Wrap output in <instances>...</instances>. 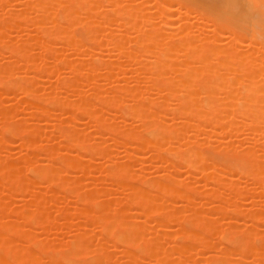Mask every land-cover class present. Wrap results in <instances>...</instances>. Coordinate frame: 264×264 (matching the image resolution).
Listing matches in <instances>:
<instances>
[{
  "label": "bare ground",
  "instance_id": "6f19581e",
  "mask_svg": "<svg viewBox=\"0 0 264 264\" xmlns=\"http://www.w3.org/2000/svg\"><path fill=\"white\" fill-rule=\"evenodd\" d=\"M5 1L8 2V0ZM219 1L216 3L203 0H27L26 3L23 0L16 3L23 4L24 7L20 5L17 6L18 9L14 6L7 8L9 10L5 11L6 18L0 19V48L8 51L6 55L0 51V58L3 56L8 58V63L6 59H3L4 62L0 61V147H13L15 146L13 142L18 139L17 141L22 142L25 147L20 157L32 165L28 168L31 176L16 175L13 171H9L3 178V183L6 185L22 183L21 187H18L19 192L31 194L32 199L39 198L38 189L33 188V185L36 187L39 179L48 185L61 186L62 184L63 192L67 189L68 193L74 195L83 188L79 175L83 173L86 175L89 168L92 169L91 158L94 154L101 155L99 158H105V156L110 157L116 150L114 145L108 143L107 146L105 143L104 139L110 137L111 142L114 141L113 144L116 142L122 149L127 150L124 154V156L127 154L125 156L127 158L112 160L109 167L104 166L107 174L105 175L109 177V182L118 184L120 189L123 187L124 191L126 188L129 189H126L129 191L128 196L123 197L124 203L127 205L130 202V207L134 205L139 208L138 211L133 207H131L132 211L130 208L124 207L126 210L121 208L125 204L118 195L113 196V201L101 199L102 201L96 202L93 191L85 190L83 195L80 194L82 191H78L80 193L75 194L76 197H74L77 202L79 199V203L80 201L82 203V206L78 207L80 216L83 219L89 216L90 220L87 219V221L91 224L88 225H93L94 231L107 234L114 242L121 245L120 250H117L123 256L124 264H138L139 259L144 257L154 259L157 264H166L163 252L167 249L177 253L188 250V254L178 261L168 260L173 262L169 264H194L197 251L211 250V248L214 250L217 248V254L210 255L208 264H242L244 258L241 256L248 252V254L253 252L250 256L254 260H248L247 264L249 261V264H264L262 260L264 259V233L262 232L264 229L259 232L261 229L257 230L251 226L253 222L256 223L261 219L264 222V213L261 212L264 199L256 200L255 198L250 202L252 198H249L248 204L253 206L246 208L242 213L237 208L238 201L248 194L251 197L256 191L258 195H264V0ZM12 4H15V0ZM0 9L3 10L2 4ZM32 9L36 12L34 11V14L30 16L29 12L33 11ZM110 23L112 25L114 23V27L109 25ZM30 24H32L30 27L34 26L38 33H32L35 31L33 27L28 26ZM25 25L30 28V31L32 30V32L29 31L31 35L24 31L23 34L27 33L29 37L25 34L18 37L19 33H22L20 28L27 29ZM16 27L18 29H15ZM106 27L108 30L104 31ZM10 28L11 31L13 29L16 31L12 35L9 32L6 33ZM54 36L57 41L60 40L59 43L57 41L50 43V38ZM57 36L60 39H57ZM85 42H90L91 47ZM53 43L60 44L56 45L58 48L55 46L53 48L57 49L58 53L52 51V54H49L51 62L39 63L38 51H41V48L43 51H49L48 47ZM105 44L108 45L107 48ZM110 44L115 53L109 51L113 53V56L115 54V59H112V54L107 50L110 49ZM103 47L106 49L105 53L102 50ZM67 50H72L75 55H78L76 57L81 59L74 60L67 57L68 54L65 55ZM60 54L61 57L65 56L60 59ZM57 55L60 65L70 66L69 73H72L69 78L61 80L62 89L65 91V88L71 89L73 93L76 84L81 83L85 76L83 84L88 81L91 84L87 83L92 86V88L89 87L92 89L91 94H87H90L89 98H83L76 90L73 97L68 98L65 94L62 96L57 93L58 90L53 92L51 85L48 87L46 85L47 89L44 86L46 89L44 90L42 86L45 84L42 83L46 81L48 83L49 79L43 81L44 78H41L40 81V76L54 72L56 64L52 61L58 59ZM80 55H85V60H82L83 56ZM16 60L17 62L22 60L20 63L21 66L23 65L22 68L18 63V66L14 65ZM134 60L138 67L133 64L131 69L127 68L129 67L127 63L132 64ZM123 64L129 72H132L133 68H138L134 75L133 72L131 73L134 78L130 74L131 77L126 76L125 73L123 76L122 72L127 71L123 68ZM102 67L106 70L101 69ZM97 69L104 71L101 72L104 76ZM113 69L116 71L112 72ZM106 71L112 76L114 74L111 72H115L114 78L105 74ZM106 75L109 76H107L108 79ZM102 78L106 80L105 90L101 89L104 84ZM122 81L129 84L126 85ZM106 82L110 86L106 85ZM94 87H99L101 91L98 88L94 90ZM13 91H20L23 95L22 107L8 100L7 104L2 102L1 97ZM27 106L30 109L23 113H26L27 118L30 119L27 121L31 124L20 119L16 120L17 118L15 121L14 112L20 107L23 109ZM57 110L69 117V123H65L67 118L57 117ZM108 115H111L110 118L115 117V120L112 119L113 117L109 120ZM118 117H124L122 121L125 117V121L131 117L127 121L130 125L118 123L116 121ZM50 119L54 122H48ZM86 119L94 123L92 124L94 132L105 131L104 133H108L109 137L105 138L107 136L99 134L97 135L99 139L94 141L91 139L88 142L87 132H83L82 125ZM133 119L138 123H134ZM38 120L44 124H51V128L54 127L53 130L55 129L64 139V144H59L58 148L64 146L66 151L70 148L72 152L68 150V154L62 153V149L54 150L55 148L49 144L39 145L36 139L43 138L44 133L41 137L39 124L42 123ZM240 134L242 137L236 140ZM225 135L228 138L224 139ZM34 150H40L48 162H39ZM137 151H147L149 155L146 154V156H150L151 158H148L153 162L148 166H152L153 170L161 166L164 168L163 173L146 177L136 172V165L138 164L139 167L144 161L142 160L144 156L141 158L142 155ZM59 153L64 156H58ZM97 155L95 157H98ZM162 161H165L164 164ZM92 162L95 163V160ZM159 162L162 165L158 164ZM63 167L72 174L65 172L64 175L63 171L62 175L61 171L65 169ZM182 168L191 172L200 170L203 183L196 186L189 181L186 182V179L183 180L179 177ZM73 172H80V174L76 173L75 176ZM244 177H250L258 186L255 187L254 184V187L248 188L246 184L244 186L238 183L239 179ZM208 182L217 185V190L210 187L212 185ZM99 183L96 191L102 192L108 182ZM248 190L252 192L251 195ZM195 193L201 198L197 194L195 196ZM18 194L12 196V200L17 198L18 201H16L19 203L21 201L20 204L24 202V205L25 201L30 202L28 201L30 197L23 198L24 201H22L21 197L18 198ZM3 195L8 196V193H1L0 200L4 199ZM202 197L206 199L209 197L207 200L211 198L212 201L214 198L218 203L204 200L205 204L215 205L210 204L209 207L203 204L204 201L199 205L198 198L202 201ZM179 198L186 203L181 202V205L176 202ZM90 204L91 209L90 206L87 207ZM24 205L19 206L23 208H19L17 216L26 221L35 220L32 212L37 206L26 203V205H33V210L32 206H25L27 207L25 209ZM203 205L208 206L209 209L206 207L208 210L213 206L211 210L215 212L212 215L214 218L205 214L207 209L202 208ZM157 208L160 210L157 211ZM128 209L130 212L127 211ZM8 210L15 212L13 207ZM182 211H185V216ZM62 212L60 214L58 212L59 221H56V226H60L58 222L64 226V223H67L65 222L67 216ZM135 212H138L141 217H151L152 213H157L158 217L153 219L156 224L151 225L150 228L147 226V220L143 223ZM216 214L221 218H227L228 223L226 220L224 223L220 222L223 220L219 219L220 217L217 218ZM238 217L249 218L248 223L251 221L252 224L242 228V225L249 224L246 221V224L243 223L240 218L241 221H238ZM83 219L75 223L78 232L73 235L67 245L61 247L52 245L45 235V238L42 235L40 242L36 243L35 235L33 237L27 229L8 225L6 229H3L4 231L0 232V264H39L37 257L27 248L34 245L45 251L42 253H45L44 258L48 264H104L106 260L111 259L110 255L108 253L103 255L101 250L91 247L86 232L91 229V226L88 228L86 219ZM50 221L45 214H40L36 218V224H40L41 230L46 233L53 227ZM172 223H177L179 226L178 229H173V233L168 227ZM193 228L201 229V231L194 232ZM209 234L216 239H214L216 242H226L228 246L223 243V246H218L216 242L209 241ZM14 236H17L18 241L21 237L22 241L18 243L13 239ZM168 238H174L171 248L162 243ZM132 245L137 247V257H132L130 252ZM258 245H262L263 249L259 250ZM90 252L98 258L79 259L83 254ZM3 253H10V259L4 260ZM238 260L242 261L238 262Z\"/></svg>",
  "mask_w": 264,
  "mask_h": 264
},
{
  "label": "rangeland",
  "instance_id": "374dc122",
  "mask_svg": "<svg viewBox=\"0 0 264 264\" xmlns=\"http://www.w3.org/2000/svg\"><path fill=\"white\" fill-rule=\"evenodd\" d=\"M11 1V2H10ZM12 1H13V3H14V0H8V2L7 1H2V0H0V4H2V6H3V10H1L2 9V7H1V12H0V19H4V18H6V14H5V11L6 10H9V9H7V8H12L11 6H14V7H16L17 9H18V7L17 6H20L21 4H17L16 2L17 1H23V0H15V4H12L11 5V3H12ZM27 1V0H26ZM25 0H24V2H26ZM203 1H207V2H210V1H214V2H216V3H219L220 1L219 0H203ZM10 2V3H9ZM29 2H31V1H29ZM23 3V2H22ZM27 3V2H26ZM151 3H153V1L151 2ZM10 4V5H9ZM10 6V7H9ZM22 7H24L23 6V4L21 5ZM13 7V8H14ZM21 7V8H22ZM20 8V7H19ZM33 11H30L29 13H31V14H29L30 16L32 15V13L35 11L34 9H32ZM36 12V11H35ZM34 14V13H33ZM28 15V16H29ZM176 16V15H175ZM33 17H35L34 15H33ZM32 18V17H31ZM29 20V19H28ZM22 24V23H21ZM26 24H28V23H26ZM23 25V24H22ZM32 24H30V25H28L29 27L31 26ZM109 25H111V26H113L114 27V23H113V25H112V23H110ZM108 25V26H109ZM27 25H25V28H27V29H21L20 28V26L18 27V28H20V30H22V33H19L20 35L18 36V37H21V36H24V34L26 35V36H28L29 37V31H30V28H32L33 27V31H35V29H34V26H32V27H28ZM106 26H107V24H106ZM23 27V26H22ZM110 27V26H109ZM17 27L15 28V29H18ZM103 28V27H102ZM14 30V29H13ZM11 31V28L8 30V31H6V33H8L9 32V34L10 35H12V33H15L16 31ZM27 30V31H26ZM105 30H108V27H106V29H104V31ZM28 32L29 34L27 35V33H24L23 34V32ZM18 32H19V30L17 31V34H18ZM30 32H32V30L30 31ZM33 34H35V33H38V32H32ZM100 33V32H99ZM102 33V32H101ZM104 33H106V32H104ZM17 34H16V36H17ZM21 34H23V35H21ZM3 35H5V34H3ZM8 34H6V36H7ZM31 35V34H30ZM15 36V35H14ZM34 36V35H33ZM11 37V36H10ZM13 37V36H12ZM60 39V37L59 36H57V39ZM4 39V38H3ZM50 40H51V42L50 43H52V42H55V41H57L56 40V37L54 36L52 39L50 38ZM58 41H60V40H58ZM57 41V42H58ZM49 43V42H48ZM49 43V44H50ZM59 43V42H58ZM85 44L88 46V44H89V47H91V43L90 42H85ZM56 45H60V44H57V43H53V44H51V45H49L50 47H48V49H50L49 51H47L46 52V50L45 51H43V49L39 46V45H37V46H39V48H41V51H38L39 52V54H38V62L40 63L41 62V64H45L46 62H51V61H49V59H50V53L52 54V51H53V53H55V52H57L58 53V50L57 49H53L54 48V46H55V48L57 47L58 48V46H56ZM106 45V44H105ZM108 45H109V43H108ZM108 45H106V47L105 48H107V46ZM33 46H36V45H33ZM33 46L31 47L32 48V50H33ZM85 47V46H84ZM83 47V48H84ZM36 48V47H35ZM52 48V49H51ZM104 48V47H103ZM102 48V50H103V52L105 53L106 51H104V50H106L105 48L103 49ZM110 49H107L108 51L109 50H111L112 52H114L115 53V50H113L112 49V47H111V44H110V47H109ZM47 49V48H46ZM4 50V51H3ZM36 51H37V48L35 49ZM34 50V51H35ZM38 50H40V49H38ZM57 50V51H56ZM0 51H2L1 53H3V55H6V53L8 52V51H5V49H3V48H0ZM74 51V50H73ZM37 52V53H38ZM69 52H71V54H69ZM110 52V51H109ZM33 53V52H32ZM59 53H60V51H59ZM8 54V53H7ZM35 54V53H34ZM62 54V53H61ZM61 54H60V59L61 58H63V56H65V55H67L68 54V56L67 57H70L71 59H76V58H78V57H76V55H75V52H72V50H67V52H65V55H63L62 57H61ZM64 54V53H63ZM110 54H112L111 56H113V53H111L110 52ZM109 54V55H110ZM1 55V54H0ZM56 55V54H55ZM59 55V54H58ZM58 55L56 56L57 58H58ZM86 55V54H85ZM85 55H80V56H83L82 57V60L85 58ZM106 55V54H105ZM7 56H9V55H7ZM6 56V57H7ZM75 56V58H73ZM78 56V55H77ZM106 56H108V54L106 55ZM111 56H108V57H111ZM114 56H115V54H114ZM114 56L112 57V59H115L114 58ZM13 57H15V56H13ZM36 57H37V55H36ZM116 57V56H115ZM2 58V57H1ZM0 58V61L1 62H4L3 61V59H6L4 56H3V58L1 59ZM69 58V59H70ZM80 58V57H79ZM78 58V59H79ZM11 59H12V57H11ZM59 58L58 59H54L52 62H53V64L55 63L56 65V69L55 70H53L54 72L52 73V74H46V73H44V74H42L41 76H40V81L42 80L41 78H44V80L43 81H45V80H48L51 84H49V82L47 83V81L46 82H43L42 84H45V85H41L43 88H44V86H45V88H46V85H47V87L48 86H50L51 85V89H54L53 90V92L54 91H56V90H58V92L57 93H60L61 95L62 94H65L66 95V97H73V93H76V92H79L82 96H83V98H85V99H87V98H89L90 96V94H91V92L90 91H92V89H90L89 87H91L92 88V86L91 85H89V84H91V83H89L88 81V83L86 82V83H84L83 84V82L82 81H85V76L83 77V79L81 80L80 78H81V76H80V80H81V83H78V85L76 84V86L74 87V92L72 93V91H70L71 89H68V88H65L66 89V91L65 90H63L62 89V84H61V80H63V79H65L66 77L67 78H69V75L70 74H72V73H69L71 70H69V67H67L68 65H64V64H61L60 65V63L58 62L59 60H60ZM81 59V58H80ZM79 59V60H80ZM87 59V58H86ZM10 60V59H9ZM14 60H15V58H14ZM85 60V59H84ZM6 61H7V63H8V58L6 59ZM135 62L134 63H132V64H130V62L129 63H127L128 65H129V67H127V68H132L133 66V64L135 65V66H137L136 65V60H134ZM128 62V61H127ZM17 63H18V65H20L21 66V64L20 63H22V60H19V62H17V60H16V63L14 64V65H16V66H18L17 65ZM126 63V62H125ZM11 64H13V63H11ZM126 64V65H127ZM23 66V65H22ZM22 66L20 67V68H22ZM123 66H124V64H123ZM134 66V67H135ZM140 66V65H139ZM14 67V66H13ZM138 67V66H137ZM136 67V68H137ZM19 68V67H18ZM124 69H126L125 68V66L123 67ZM140 68V67H139ZM15 69H17V68H15ZM101 69H103V67L101 68ZM101 69H97V70H100V74H102L101 72H104V71H102ZM112 69V68H111ZM123 69V70H124ZM138 69V68H137ZM137 69H134L133 68V70H132V72L130 71H128L127 69V71L126 72H122L123 73V76H124V73L126 74V76H128L129 74L130 75H134L136 72H137ZM19 70V69H18ZM96 70V71H97ZM135 70V71H134ZM21 71V70H20ZM19 71V72H20ZM109 71V70H108ZM113 71H116V70H112V72ZM17 72V71H16ZM85 72H86V70H85ZM111 72V74H116L115 72L114 73H112ZM135 72V73H134ZM18 73V72H17ZM110 73V72H109ZM107 71H106V73L105 74H108V75H110ZM132 73V74H131ZM15 74V73H14ZM98 74H99V71H98ZM104 74V73H103ZM102 74V76H104ZM121 74V73H120ZM83 75H85L84 73H83ZM108 75H106V78L108 79ZM113 75V76H114ZM129 75V77H131ZM132 75V77L134 78V76ZM71 76V75H70ZM108 76V77H107ZM110 76H112V75H110ZM111 77V78H114V77ZM136 76V75H135ZM11 77H13V76H11ZM105 78V77H104ZM105 78V79H106ZM110 78V79H111ZM127 78V77H126ZM106 79V80H107ZM132 79V78H131ZM130 79V80H131ZM89 80V79H88ZM104 79L102 78V81H103ZM106 80H104V86L102 85V87H101V89L103 90H105L107 87L105 86V81ZM100 81V80H99ZM109 81V80H108ZM127 81V80H126ZM126 81H122V82H124V83H126ZM133 82H134V79L132 80ZM132 81H129V82H132ZM79 82V81H78ZM111 82H112V80H111ZM111 82H109V83H111ZM113 82H114V80H113ZM132 82V83H133ZM146 83V81H143V83ZM39 83H41V82H39ZM99 83V82H98ZM123 83V84H124ZM79 84H82L81 86H79ZM86 84V85H85ZM100 84H101V82H100ZM100 84H98V86L100 85ZM108 84V82H106V85ZM113 84V83H112ZM119 84H121V83H119ZM127 84H129L128 82L126 83V85ZM147 84V83H146ZM109 85V84H108ZM113 85H115V84H113ZM110 86V85H109ZM44 88V90H46ZM95 88L96 87H94V90H95ZM98 89H99V87H97ZM96 88V89H97ZM109 88V87H108ZM68 89V90H67ZM101 89H99L100 91H101ZM44 90H43V92H44ZM50 89H48V91H49ZM73 90V89H72ZM75 90H76V92H75ZM93 90V91H94ZM62 91H65V92H63L62 93ZM49 92H52V91H49ZM57 93H56V95H57ZM71 93H72V95H71ZM88 93H90L89 95H87ZM47 94V93H46ZM53 94H55V93H53ZM49 96V95H48ZM60 96V95H59ZM62 96H64V95H62ZM76 96V95H75ZM1 98H3L2 99V102L5 104H7L8 102H12V103H16V104H18V105H21V107L24 105L23 104V102H22V100H24V97H23V95L20 93V91H13V93H10V92H7L3 97H1ZM75 98V97H74ZM6 100V101H5ZM7 100H8V102H7ZM5 101V102H4ZM10 105V104H9ZM21 107L20 108H18L19 110L18 111H15L14 113L16 114H14L15 115V117L13 118L14 120L16 119V120H18V119H20V121H25V122H28L27 120H30V119H28L27 118V115H26V113L24 114L23 112H25V110H27V109H30L28 106L27 107H24L23 109H21ZM99 108V107H98ZM56 111H54V113H55ZM57 112H58V110H57ZM66 116V117H65ZM109 116H111V115H108V117ZM57 117L58 118H62L63 117V119L65 118H67L66 120V122L65 123H69V121H68V116L66 115V114H64V113H61V112H58L57 113ZM108 117H107V121H108ZM113 117V116H112ZM111 117V118H112ZM111 118L109 117V120H111ZM121 118V119H120ZM124 118V117H123ZM122 117H118V118H116L117 120V122L118 123H121V124H127V121H129V119L131 118H127V121H125L126 120V117H125V119H124V121L126 122H124V121H122V119H123ZM85 119V118H84ZM113 120H115V117H113L112 118ZM15 120V121H16ZM41 120H44V119H41ZM41 120H38V121H40L41 123H42V121ZM88 119H86L84 122H83V127H84V129H83V132L84 131H86L87 132V134H86V136H87V141L88 142H90V140L91 139H93L92 141H94L95 139L97 140V139H99V137L97 138V135H99L100 134V136L102 135V136H107V137H105V138H108L109 137V135H107L108 133H104L105 131H102V132H97L96 133V131L94 132V130H93V127H92V124H94V123H91V121L89 122V121H87ZM36 121V120H35ZM46 121H48V120H46ZM54 122V120H52V119H50L48 122ZM122 121V122H121ZM88 122L90 123V124H88ZM111 122V121H110ZM116 122V123H117ZM131 122H132V120H131ZM133 122H134V119H133ZM137 121H135L134 123H136ZM1 123V122H0ZM28 123H30V122H28ZM33 123V122H32ZM36 123H39V122H36ZM64 123V124H65ZM133 123V124H134ZM138 123V122H137ZM31 124V123H30ZM42 124H44V122L42 123ZM42 124H39V125H41V127L39 128L40 129V136H41V134H43L44 135V137L43 138H45L46 140H47V142H45L44 141V139L43 138H40L39 137V139H36L37 141H39L38 143H40L39 145H41V143L43 144V146H46L47 144H49V145H51V146H53L55 149L54 150H56L57 148H58V145L59 144H64L63 143V141H64V139L62 138V137H60V134L54 129L53 130V128H51L52 126H51V124H44V125H42ZM81 124H80V127H82L81 126ZM120 125V124H119ZM127 125H130V124H127ZM135 125V124H134ZM46 126V127H45ZM138 126V125H137ZM82 127V128H83ZM42 128V129H41ZM63 129V128H62ZM0 130H1V128H0ZM38 132V131H37ZM82 132V131H81ZM242 134H244V133H242ZM242 134H240L239 136L240 137H238V136H236V137H238V138H236V140L237 139H239V138H241L242 136ZM38 135V134H37ZM82 135V134H81ZM246 135V134H245ZM85 136V137H86ZM1 137V136H0ZM35 137H37L36 135H35ZM42 137V136H41ZM95 137V138H94ZM218 137V136H217ZM223 137V136H222ZM243 137L245 138V136L243 135ZM247 137V136H246ZM34 138V137H33ZM100 138H104V137H100ZM224 139L225 138H228L227 137V135H225L224 137H223ZM35 139V138H34ZM63 139V140H62ZM89 139V140H88ZM218 139V138H217ZM222 139V138H221ZM18 140V139H17ZM17 140H15L14 142H13V144H15V146H11V147H7V146H4V148L6 147V149H4V148H2V147H0V195H1V193H4V194H7L8 193V196H5V195H3V196H5V197H3L4 199H1L0 200V232H2V231H4L3 229H6L7 227H8V225H13V226H17L18 228H22V229H27L28 231H30L32 234H33V237H34V235H35V241L37 240V242L36 243H38V241L39 240H41L42 239V235H43V237H44V235L46 236V238L47 239H49L50 240V242L52 243V245L54 244V245H56V246H59V247H61V246H65V245H67L69 242H70V240L72 239V237H73V235H75L77 232H78V227H76L75 226V223L78 221V220H80V219H83L81 216H80V213H79V211H78V207L80 206H82V203H81V201H80V203H79V199H78V202L76 201V195L75 194H79L80 192H78V191H82L80 194H84V191L86 190L87 192L90 190L91 192L93 191V193H94V200L97 202V200H100V201H102L101 199H104L105 201H106V199L107 200H112L113 201V199H114V197H116L117 195H118V197L120 198V196H121V198L123 199V203H124V198H126V196H128V192L129 191H127L126 189H128V188H126L125 189V191H124V187L122 188V189H120V187H118V184H116V183H111V182H109L108 180H109V177H107L106 175V171L104 170L105 168H104V166H108L109 167V165L111 164V161L112 160H115V159H119V158H127V157H125V156H127V154L124 156V154L125 153H127V150H124V149H122V147L120 146V144H118V143H114L113 144V142H111L112 141V139L109 137L108 139H104L105 140V143L107 144V146H108V143L109 144H111V145H114V146H112V147H114V148H116V150H114V153L109 157H106L105 156V158H102V157H100L99 158V156H101V155H97V154H94V157H92L91 158V160L93 161V160H95V163L94 162H92L91 161V163H92V165H93V167H92V169L91 168H89V171H88V173H86V175H85V173H83L82 175H79L80 176V179H79V177L77 178V179H79V181L81 182V185H83V190L80 188L77 192H75L74 191V189H73V191L75 192V194L73 195V193L71 194V193H68V191H67V189H65V191L63 192V188H62V184H61V186H59V184H57V185H52V184H49L48 185V183L46 184V182L45 181H43L42 179H39V180H37V183H36V187H38V188H36V187H34L35 185H33V188H35V190H37L38 189V194H39V198L38 199H32L31 197H33V196H31V194L29 195V193L27 194V193H20L19 192V188L18 187H21L20 185H22V183L21 184H19V185H16V184H12V185H6V183L4 184L3 183V178L5 177V175L9 172V171H13L14 172V174H16V175H22L23 174V176H24V174L26 175V177H29V175L31 176V173H30V171L28 172V168L32 165V163H29V161H26V160H24V159H22V157H20V154H22V152H24L25 151V147H23V144H22V142H18ZM219 140V139H218ZM227 140V139H226ZM240 140V139H239ZM238 140V141H239ZM241 140H243V138L241 139ZM245 140H246V138H245ZM62 141V142H61ZM91 141V142H92ZM223 141H225V140H223ZM65 142V141H64ZM111 142V143H110ZM2 143V142H1ZM9 146H10V144H8ZM1 146V145H0ZM2 146H3V144H2ZM66 147H69V146H66ZM110 147V146H109ZM11 148V149H10ZM65 147L63 146V148L60 146L58 149L60 150V149H62V153L63 152H65V153H67L68 154V152H72L71 150H69V149H67V151H66V149H64ZM106 148V147H105ZM8 149H9V151H8ZM24 150V151H23ZM58 150V151H59ZM64 150V151H63ZM22 151V152H21ZM38 151V152H37ZM20 152V153H19ZM34 152L36 153V157H37V159L38 160H40L39 162H41V163H47L48 162V159L46 158V157H44L43 156V154L42 153H40V150H34ZM59 152H61V151H59ZM137 152H139V154H141L142 155V157L141 158H143V156H144V158L142 159V160H144L140 165H139V167L136 165V172H138V173H141V174H144V176H146V177H149V176H154V174L155 175H158L159 173L161 174V173H163V171H164V168H161V166L159 167V168H154V170L151 168V167H149L148 166V164L149 163H151L152 161L148 158V157H150V156H146V154H148L149 155V153L147 152V151H137ZM64 153V154H65ZM60 155H58V156H61V157H63L64 155L63 154H61V153H59ZM66 154V155H67ZM92 154V153H91ZM90 154V155H91ZM95 155H97L98 157H95ZM32 156V155H31ZM87 156V155H86ZM89 156V155H88ZM93 156V155H92ZM104 157V156H103ZM102 158V159H101ZM151 158V157H150ZM146 159V160H145ZM28 160V159H27ZM120 160H122V159H120ZM150 160V162H148L147 163V161H149ZM164 162L165 161H162V163L164 164ZM145 163V164H144ZM153 163V162H152ZM155 163V162H154ZM162 163L161 162H159L158 164H160V165H162ZM143 164V165H142ZM166 164V163H165ZM91 165V166H92ZM145 165V166H144ZM10 166H12V167H10ZM141 166V167H140ZM144 166V167H143ZM65 167H63V169H64ZM185 168V167H184ZM27 169V170H26ZM62 169V168H61ZM66 169V168H65ZM62 170L61 171V174L63 175V171H64V175L66 174L65 172H69V170L67 171V169L66 170ZM91 169V170H90ZM88 170V169H87ZM181 170V169H180ZM179 170V171H180ZM60 171V170H59ZM92 173H91V172ZM200 170H198V172H197V170H196V172H191V171H189V170H187V169H183L182 168V170L180 171L181 173H180V176L179 177H181L183 180H185L186 179V182L187 181H189V183L191 182V184L193 183V184H195L196 186H198V184L199 183H203L202 182V178H201V172H199ZM21 174H20V173ZM87 172V171H86ZM60 173V172H59ZM73 173H75V172H73ZM77 174H80V172H76ZM75 173V176L77 175ZM157 173V174H156ZM69 174H72L71 172H69ZM106 174V175H105ZM85 175V176H84ZM22 176V177H23ZM92 176V177H91ZM25 177V178H26ZM91 177V178H90ZM248 178H250V177H247V178H241V179H239V181H238V183H240L241 185H244L245 186V184H246V187L248 186V188L250 187V188H252V187H254L253 185L255 184L254 183V181H253V179L251 180V178L250 179H248ZM30 179V178H29ZM243 179L245 180V181H243ZM242 182H241V181ZM255 180V179H254ZM78 181V182H79ZM101 181H104V182H108L105 186H106V188H107V186H108V188L106 189L105 188V192L104 191H102V192H97L96 190V187L100 184L99 182H101ZM253 181V182H252ZM257 181V180H256ZM24 182V181H23ZM20 183V182H19ZM64 183V182H63ZM253 183V184H252ZM257 183V182H256ZM115 184V185H114ZM206 185H207V183H205ZM208 184H210V185H212V186H210V187H214L215 189L214 190H217V185H214V184H211V183H209L208 182ZM101 185H102V183H101ZM117 185V186H116ZM214 185V186H213ZM256 186L255 187H257L258 186V184H255ZM79 186V185H78ZM77 186V187H78ZM61 187V188H60ZM76 187V188H77ZM86 189H85V188ZM122 187V186H121ZM207 187H209V186H207ZM79 188V187H78ZM247 188V189H248ZM62 189V190H61ZM70 190H72V188H69ZM129 190V189H128ZM250 190V189H249ZM248 190V192L250 193V195L252 194V192H250ZM85 191V192H86ZM126 191H127V195H126ZM252 191V190H251ZM255 191V190H254ZM253 191V192H254ZM104 192V193H103ZM16 193H19L17 196H18V198L20 199V197H21V199H28L29 197L31 198V199H29L28 201H30V202H26L25 201V205H24V202L22 203L23 205H24V208H25V206H27V207H31L32 209L34 208V206L36 205L37 207H35L33 210V216L35 217V220H33V221H26V220H22L21 218H19L18 216H17V212H19V208L20 209H22L23 207H19V206H22V204H20L21 203V201H20V203L19 202H17L18 200H17V198H16V200H12V196H14ZM198 193V192H197ZM197 193H195V196H196V194ZM257 193H256V191L254 192V194H252L251 195V197L249 196V194H248V196H245V197H243V198H241L240 199V201H238V209L241 211V213L243 212V210H245L246 208H248V207H250L251 205H249L248 203H250V202H252V201H254L255 200V198H256V200H258L259 198H262V199H264V195L263 194H261V195H256ZM104 195V196H103ZM75 196V197H74ZM114 196V197H113ZM197 196H198V194H197ZM227 196V195H226ZM263 196V197H262ZM11 199H10V198ZM124 197V198H123ZM169 197V196H168ZM198 197H200V195L198 196ZM210 197V196H209ZM209 197H207V199H209ZM109 198H111V199H109ZM194 198H196V197H194ZM201 198V197H200ZM200 198H198V201L197 202H199L198 204L200 205V204H202L203 203V201L204 200H206V201H210L211 200V198H210V200H207L206 198H203L202 197V201L201 200H199ZM226 198V197H225ZM251 199V201H250V199ZM24 199L22 200V201H24ZM116 199V198H115ZM213 199V201H214V203H218V201H216V200H214V198H212ZM227 199V198H226ZM121 200V199H120ZM127 200V199H126ZM176 200V199H175ZM181 200H182V198H181ZM180 200V198L178 199V200H176V202H179L180 204H181V202L182 203H186L185 202V200H182L181 201ZM201 201V202H200ZM206 201H204V205H208L209 207L211 206V205H213V204H211V203H209V204H205V202ZM212 201V200H211ZM210 201V202H211ZM213 201H212V203H213ZM250 201V202H249ZM175 202V201H174ZM175 202V203H176ZM195 202H196V200H195ZM197 202H196V205H197ZM26 203L27 204H33V205H26ZM79 203V204H78ZM127 203V202H126ZM178 203V204H179ZM216 203V204H217ZM113 204V203H112ZM111 204V205H112ZM125 204V203H124ZM130 202H128L127 203V205L125 204V206L123 205L121 208H123L124 210H126L125 208H130V211H132V208L131 207H133V208H136L137 209V211H138V207H135L134 205H131V207H130ZM177 204V203H176ZM211 204V205H210ZM182 205V204H181ZM202 206V208H205V209H209V207L208 206ZM215 205V204H214ZM213 205V206H214ZM249 205V206H248ZM90 206V209H91V204L90 205H88L87 207H89ZM112 206H114V205H112ZM129 206V207H128ZM213 206L211 207V208H213ZM253 206V205H252ZM10 207H13V210L15 211V212H12V211H10V210H8V208H10ZM15 207V208H14ZM18 207V208H17ZM27 207L25 208V209H27ZM61 207H62V209H61ZM67 207V208H66ZM77 207V208H76ZM125 207V208H124ZM63 208H64V210H63ZM66 208V209H65ZM211 208H210V210H205V214L207 215H209V216H211V217H213L214 218V216H212V215H214V213L215 212H213V210H211ZM32 209H30L29 208V210H31L32 211ZM59 209V210H58ZM68 209V210H67ZM76 209V210H75ZM136 209H134V210H136ZM16 210H18V211H16ZM60 210H61V212L65 215L66 214V218L68 219H66V221L65 222H67V223H64L65 224V226L64 225H62V223L61 222H58V224L60 225V226H56L57 225V223H56V221H59L58 220V212H59V214L61 213L60 212ZM68 212H67V211ZM157 211H159L160 209L159 208H157L156 209ZM263 211H261V212H263L264 213V206H263V209H262ZM127 211H129V209L127 210ZM129 211V212H130ZM211 211V212H210ZM66 212V213H65ZM70 212V214H68ZM128 212V213H129ZM71 213H72V215H71ZM127 213V214H128ZM182 213H183V215L185 216V211H182ZM40 214L41 215H46V216H48V218L51 220L50 221V225H52L53 227L52 228H50L48 231H47V233L46 232H44V230H41V227H40V224H36L37 222H36V218H38L39 216H40ZM131 214H132V212H131ZM130 214V215H131ZM135 214H138V212L136 213L135 212ZM134 213H133V215H135ZM153 214V215H152ZM151 215V217L149 218L148 216V219H145V218H147V217H141V216H139V214H138V216H139V220L140 219H142L141 221H143V223H148V224H150V225H148L147 224V226H149L150 228H151V225H155L156 223L153 221V219H155V218H157L158 216V214L157 213H152ZM58 215V216H57ZM63 215V216H64ZM70 217H69V216ZM129 215V214H128ZM138 216L136 215V218L138 219ZM88 215H87V218L86 217H84L85 219H86V222H87V227L88 228H90V226L91 225H88L89 223L91 224V222H89V221H87V219H88ZM216 217L218 218V217H220L218 214H216ZM78 218V219H77ZM131 218H133V217H131ZM135 218V217H134ZM208 218H210V217H208ZM212 218V219H213ZM216 218V219H217ZM242 220V222L244 223L245 221L248 223V220H249V218H246L245 219V217H238V221H241L240 219ZM20 219V220H19ZM85 219H83V220H85ZM151 219V220H150ZM219 219H222L223 221H220V222H222V223H224L225 222V220L227 219V218H224V217H220ZM62 220V219H61ZM63 220H65V219H63ZM82 220V221H83ZM88 220H90V218L88 219ZM147 220V221H146ZM210 220V219H209ZM69 221H70V224H69ZM75 221V222H74ZM144 221H146V222H144ZM214 221V220H213ZM219 221V220H218ZM72 222H74L73 224H72ZM79 222V221H78ZM153 222H154V224H153ZM226 222H227V220H226ZM246 222H245V224H246ZM56 223V224H55ZM228 223V222H227ZM255 222H253V225H251L252 224V222L251 221H249V225H242L241 227L243 228V226H252L253 228L255 227L257 230L258 229H261V230H259V232H261L263 229H264V222H262V219L260 220V221H257L255 224H254ZM36 224V225H35ZM72 224V225H71ZM182 224H184V222H182ZM181 224V225H182ZM49 225V227H51ZM178 224L176 223V224H171L170 226H168L169 228H170V231H171V229H172V233H173V229H178V227L179 226H177ZM227 225V224H226ZM93 226V225H92ZM92 226H91V229H89L88 231L86 230V232H87V234H88V237H89V244L91 245V247L92 248H95V249H98V250H101L102 252H103V255H106V253H108L109 255H110V260L108 261V260H106L105 261V263L104 264H124V259L122 258L123 256L119 253V251L117 250V249H119L120 247L119 246H121V245H118L119 243H116V242H114L113 241V239L110 237V236H108L107 234H101V233H99L98 231H94L93 230V228H92ZM177 226V227H176ZM40 227V228H39ZM158 227V226H157ZM43 228V227H42ZM155 228V227H154ZM224 228H225V224H224ZM86 229V228H85ZM155 230L156 231H158V229H156L155 228ZM193 230H194V232H200L201 231V229H198V228H193ZM43 231V232H42ZM213 232V231H212ZM263 233H264V230L262 231ZM148 234H150V233H148ZM155 234V233H154ZM40 235V236H39ZM151 235H153V233L151 232ZM215 235V234H214ZM217 237H218V235H216ZM216 236H214V237H216ZM147 237H149V235L147 236ZM208 237H210V239H209V241H214V243L216 242L214 239H213V237L211 236V234H209V236ZM207 237V238H208ZM17 238V236H14L13 237V239L14 240H17L18 241V238ZM21 238V237H20ZM19 238V241H18V243H20L22 240ZM45 238V237H44ZM60 240V241H59ZM218 240H219V238H218ZM17 241H15V242H17ZM40 242V241H39ZM192 242V241H191ZM191 242H189V243H191ZM163 244H165L167 247H170V246H172V244L174 243V238H168L167 240L165 239V241H163L162 242ZM222 243L226 246L227 245V243L226 242H221V241H218V242H216V244L218 245V246H223L222 245ZM186 244H187V242H186ZM134 245H132V247L130 248V252L132 253V257L133 256H138V251H137V247L136 246H134V247H136V248H134L133 247ZM228 246V245H227ZM262 245H258V249L260 250V248L261 249H263L262 247H261ZM28 248V250H30V252H31V254L32 255H34L35 257H37L36 259H37V262H39V264H48L47 263V261L45 260V258H44V254L45 253H42V252H45L43 249L41 250L40 248H39V246L38 247H36L35 245H34V247H32V246H28L27 247ZM171 248V247H170ZM197 248H199L198 246H197ZM122 249V248H121ZM217 249V248H216ZM216 249L214 250V248H211V250H209V249H207V250H199V251H197L196 253H195V256H194V264H208V262L210 261V259H211V254H217V251H216ZM120 250V249H119ZM47 251V250H46ZM264 251V250H263ZM249 253V252H248ZM248 253H245L243 256H241V258H244V259H242V260H244V263H242V264H247V261L248 260H252L253 258L250 256V254H253V252H251L250 254H248ZM163 254H164V257H163V259H164V261H165V263L167 264H169V263H173V262H176V261H178L180 258H182L183 256H185V255H187L188 254V250H185V251H181V252H179V253H177V252H174V251H172V250H170V249H167L166 251H164L163 252ZM10 253H3V255H2V257H3V259L4 260H9L10 259ZM210 256V257H209ZM255 256V255H254ZM78 258V257H77ZM76 258V259H77ZM96 258H98L96 255H94V254H92L91 252L90 253H87V254H83L82 256H80V260H92V259H96ZM210 258V259H209ZM237 258V257H236ZM240 258V257H239ZM255 258V257H254ZM263 258H264V256H263ZM173 260V262H168V260ZM241 260V261H242ZM246 260V261H245ZM254 260V259H253ZM262 260H264V259H262ZM108 261V262H107ZM241 261H239L238 260V262H241ZM250 262V261H249ZM249 262H248V264H249ZM125 263H127V262H125ZM138 263V262H137ZM131 264V263H130ZM133 264H135V263H133ZM138 264H157L156 263V261L154 262V259H152V258H149V257H144L143 259H139V263Z\"/></svg>",
  "mask_w": 264,
  "mask_h": 264
}]
</instances>
